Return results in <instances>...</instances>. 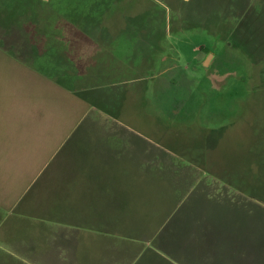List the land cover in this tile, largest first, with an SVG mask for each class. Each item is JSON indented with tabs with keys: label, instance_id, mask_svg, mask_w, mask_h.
I'll list each match as a JSON object with an SVG mask.
<instances>
[{
	"label": "crops",
	"instance_id": "0c3cea01",
	"mask_svg": "<svg viewBox=\"0 0 264 264\" xmlns=\"http://www.w3.org/2000/svg\"><path fill=\"white\" fill-rule=\"evenodd\" d=\"M43 58L52 77L71 74L75 90L43 74L48 95L38 99L37 80L29 98L16 99L18 114L0 137V264H264V199L245 192L253 184L208 183L219 191L218 203L207 198L217 209L182 212L195 193V167L151 164L146 138L79 109L75 92L93 95L115 67ZM123 61L122 74L137 70ZM116 124L120 133L108 128Z\"/></svg>",
	"mask_w": 264,
	"mask_h": 264
},
{
	"label": "rangeland",
	"instance_id": "374dc122",
	"mask_svg": "<svg viewBox=\"0 0 264 264\" xmlns=\"http://www.w3.org/2000/svg\"><path fill=\"white\" fill-rule=\"evenodd\" d=\"M187 1L126 0L110 21L87 24L84 31L61 21V48L40 36L34 23L11 30L0 26V137L18 114L16 99L29 98L30 86L38 80V99L48 95L38 55L53 46L52 54L60 49V57H84V66L115 67L112 77L98 80L101 93L91 95L98 98L96 106L87 95L84 101L65 90L69 100L84 101L75 102L84 116L102 124L113 118L125 127L101 125L102 132L121 128L146 138L151 164L195 167L188 181L197 182L195 193L182 212L217 209L212 203H218L219 191L207 184L230 181L228 172L236 170V178L254 186L245 192L264 199V168L257 160L264 154V0ZM119 60L138 68L122 74L119 65L125 62ZM23 105L27 108L26 100ZM155 151L164 156L153 157Z\"/></svg>",
	"mask_w": 264,
	"mask_h": 264
},
{
	"label": "trees",
	"instance_id": "16d2710c",
	"mask_svg": "<svg viewBox=\"0 0 264 264\" xmlns=\"http://www.w3.org/2000/svg\"><path fill=\"white\" fill-rule=\"evenodd\" d=\"M125 1L126 0H3L0 1V26L7 30H11L13 26L22 27L26 24L34 23L35 31H40V36L49 39L50 42L53 41L52 43H55L61 48L63 45L61 42L63 33L57 28V25L61 21L65 20L84 31L87 24L97 25L110 21L115 13L118 11L120 13V11H122L121 5H123ZM132 19H135L133 20L135 22L138 21L137 18ZM123 34L124 33H121V35ZM52 48L53 46L46 52V54L43 56L38 55V57H47L46 59L50 57V60L51 57H60V49H58V53L55 52L52 54ZM39 71L45 76L53 78V80L62 87L70 91L75 90V85L71 81V74H67L64 78L52 77L51 70L48 67L44 68V62L42 71L40 69ZM97 92L101 93V90H97ZM87 93L88 92L85 91L75 92V94L84 101V95H87V102H90L91 106H96L95 100H98V98H93V95L91 96ZM97 108L108 113L98 106ZM246 111L248 112V108ZM257 153L258 151L256 152L254 150L252 158L254 154ZM257 160L260 167L264 168V154H260L257 157ZM226 171L224 172V175L229 173V175H231L228 177L230 181L232 179V181L239 179L238 177L236 178V174H238L237 172L227 173Z\"/></svg>",
	"mask_w": 264,
	"mask_h": 264
}]
</instances>
